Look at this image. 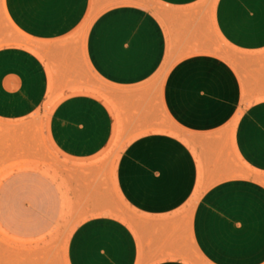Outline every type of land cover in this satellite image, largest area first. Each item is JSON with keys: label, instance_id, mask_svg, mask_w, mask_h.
I'll return each instance as SVG.
<instances>
[{"label": "crops", "instance_id": "crops-1", "mask_svg": "<svg viewBox=\"0 0 264 264\" xmlns=\"http://www.w3.org/2000/svg\"><path fill=\"white\" fill-rule=\"evenodd\" d=\"M155 1L158 14L129 1L99 9L92 0H4L20 32L70 44L43 54L0 47V118H24L44 104L46 57H83L117 93L112 105L89 94L56 102L48 117L54 144L75 158L105 147L112 132H145L115 163L132 226L88 217L69 236L68 264H190L174 257L190 242L208 264H262L264 184L238 176L233 156L264 173V101L242 103L240 79L214 38L244 52L264 48V0ZM126 110L130 123L121 127Z\"/></svg>", "mask_w": 264, "mask_h": 264}, {"label": "rangeland", "instance_id": "rangeland-1", "mask_svg": "<svg viewBox=\"0 0 264 264\" xmlns=\"http://www.w3.org/2000/svg\"><path fill=\"white\" fill-rule=\"evenodd\" d=\"M92 1L99 9L129 1L156 14L161 10L155 0ZM214 39L216 54L232 65L240 79L242 103L264 101V48L244 52L222 38ZM69 44L68 38L43 41L26 36L13 25L4 0H0V47H22L43 54L49 48ZM46 59L50 60L51 83L44 104L24 118H0V264H68L69 236L88 217L109 214L130 227L133 222V210L116 188L115 163L124 145L145 132H112L106 146L96 152L75 158L66 155L48 132L54 104L69 95L89 94L112 105L117 89L97 77L83 57H57L55 64L53 57ZM125 95L132 96L131 91L125 90ZM130 114L126 110L121 127L128 126ZM163 115L175 131L168 115ZM234 124L230 122L228 128ZM233 157L238 176L252 177L264 184V173L251 168L239 156ZM187 245L186 250H174V257L190 264H208L194 244Z\"/></svg>", "mask_w": 264, "mask_h": 264}]
</instances>
